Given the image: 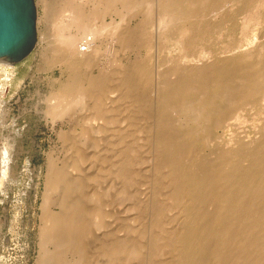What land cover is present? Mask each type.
<instances>
[{
  "label": "bare ground",
  "instance_id": "6f19581e",
  "mask_svg": "<svg viewBox=\"0 0 264 264\" xmlns=\"http://www.w3.org/2000/svg\"><path fill=\"white\" fill-rule=\"evenodd\" d=\"M35 6L59 78L34 110L66 148L46 158L35 263L264 264V0ZM12 74L0 61L1 96Z\"/></svg>",
  "mask_w": 264,
  "mask_h": 264
},
{
  "label": "rangeland",
  "instance_id": "374dc122",
  "mask_svg": "<svg viewBox=\"0 0 264 264\" xmlns=\"http://www.w3.org/2000/svg\"><path fill=\"white\" fill-rule=\"evenodd\" d=\"M46 2L49 3L50 0H46ZM36 13L37 22L38 17L41 16V9L39 7H36ZM130 16L132 15H129V17ZM135 19V16L128 19L126 18L127 24H125V26L128 25L129 28L134 27L137 23V19ZM107 21L109 22L108 18ZM116 21L118 22L119 20L116 18ZM42 23L43 22L39 21L35 26L36 45L34 50L23 62L12 68V77L5 85L2 96L0 95V100L6 104L4 108L9 111L7 117H3L0 113V162L1 160L4 161V158H7L6 171L8 170V173L6 172L5 176H9H4L3 178L1 174L4 172L2 161L0 163V264H36L39 225L37 207L40 203V196L43 189L42 176L45 173L46 158L47 155L52 152L55 155V159L57 157L61 159L63 153L66 152L64 150L66 148L57 140L55 134L59 126H56L54 131L52 127L45 123L42 117H40L41 115L37 113V111L39 112V110L44 107L41 102L40 105L38 104L39 96H46L49 91V81L59 78L58 70H47L44 72L41 68V59L38 56V52H40V38H38V36L43 28ZM233 24L232 22V25H227L231 32H226L225 35H223L224 32L220 33L224 42L219 41L221 39L217 37H215L217 40H213V35L217 36L219 33L212 32L213 34L210 35L209 42L216 46L213 45V48L211 44L207 42L210 46L207 44V47H205L206 50L213 52L215 47L220 50V47L224 46V43L227 45V42L232 40L231 37L234 38V41L240 39L239 37L241 36H238L240 33V26ZM260 26L261 25H253L255 28L254 32H259L258 34L255 33L257 37H261L264 34V26ZM225 36L231 37L226 38ZM214 41L216 42L214 43ZM228 44L232 43L228 42ZM219 50L215 49L214 52L217 53ZM129 53L130 52H125L123 54L121 51L118 55V59L122 58L121 60L123 61L125 58H134L133 54ZM144 53L147 54L146 50L144 51V49H142L140 54L144 56ZM106 57V59H108L109 55H106ZM118 59L116 60L118 61ZM151 86L152 85H149L146 89L148 96L151 90L150 88H152ZM35 107L37 111H35ZM246 130L250 131L248 127H246ZM137 144L141 146L143 142ZM62 149L65 152H63ZM4 150L5 153L7 152L6 154H4ZM4 155L7 156L5 157ZM138 183V185L135 183L137 187L134 185L135 187L130 188L133 192L129 191L130 189L128 190L129 194L140 191L141 187L137 189L140 185V182ZM128 202L131 203L129 200ZM128 202H121L123 204L119 203V208H121V205L124 208L129 207V205H127ZM117 206L113 207L111 210L113 211V216L121 214L120 212L123 210V208L118 210L119 208ZM105 229L102 231H106ZM95 264H99L98 261Z\"/></svg>",
  "mask_w": 264,
  "mask_h": 264
},
{
  "label": "water",
  "instance_id": "95a60500",
  "mask_svg": "<svg viewBox=\"0 0 264 264\" xmlns=\"http://www.w3.org/2000/svg\"><path fill=\"white\" fill-rule=\"evenodd\" d=\"M36 17L34 0H0V61L13 68L32 53Z\"/></svg>",
  "mask_w": 264,
  "mask_h": 264
}]
</instances>
